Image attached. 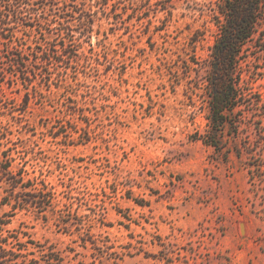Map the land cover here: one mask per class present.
Segmentation results:
<instances>
[{"label": "rangeland", "instance_id": "obj_1", "mask_svg": "<svg viewBox=\"0 0 264 264\" xmlns=\"http://www.w3.org/2000/svg\"><path fill=\"white\" fill-rule=\"evenodd\" d=\"M55 2L57 18L22 4L0 40V163L54 191L42 216L2 204L0 180L16 263L264 264V21L240 52L245 96L206 133L216 0Z\"/></svg>", "mask_w": 264, "mask_h": 264}, {"label": "trees", "instance_id": "obj_2", "mask_svg": "<svg viewBox=\"0 0 264 264\" xmlns=\"http://www.w3.org/2000/svg\"><path fill=\"white\" fill-rule=\"evenodd\" d=\"M13 1L0 0L1 14L10 12L7 15L8 21L4 22L0 19V40L7 41L6 31L14 27L10 23L15 24L18 19H21L22 4L27 7L26 11L29 14L38 9L37 3H39L43 9L48 7L55 18L60 16L54 11L58 8L55 0H27L19 4ZM64 4L65 9H62L64 14L73 17L77 11L68 8L69 3L66 1ZM7 6L11 8L6 11ZM210 10L211 17L218 28V34L211 47V58L202 68L205 71L204 87L209 92L206 133H217L218 128L224 126L227 114L237 105L236 101L246 94L243 88L246 79L242 77L240 52L244 45L254 37V34L260 32L264 21L262 16L264 0H216V4L210 7ZM67 16L62 17V20L55 25V28L59 29L61 38V43H59L61 54L69 50L70 41L74 38L73 23L71 19L66 18ZM75 18L78 24L85 27L91 24L87 16L82 15L81 12ZM30 27H32L31 24ZM85 31V28L78 31L79 39ZM12 160L6 157L3 160L4 163H0L2 164L0 165V180L5 183L4 191L6 192L1 203L10 204L12 209L29 208L44 216V211L51 204L54 191L48 188V183L36 177L24 179L22 167H18L16 171L11 170L9 162ZM4 242L6 241L0 240V264H20L16 263L20 254L4 247ZM17 247L18 250L22 249L19 245Z\"/></svg>", "mask_w": 264, "mask_h": 264}]
</instances>
